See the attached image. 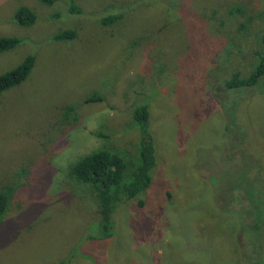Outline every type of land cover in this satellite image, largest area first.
Returning <instances> with one entry per match:
<instances>
[{
	"label": "rangeland",
	"instance_id": "rangeland-1",
	"mask_svg": "<svg viewBox=\"0 0 264 264\" xmlns=\"http://www.w3.org/2000/svg\"><path fill=\"white\" fill-rule=\"evenodd\" d=\"M21 6L37 14L32 27L15 23ZM263 11L264 0H0V37L22 39L0 54V75L36 56L28 80L0 95V190L12 195L0 264H264V91L236 97L225 84L251 73ZM68 29L75 40L54 41ZM93 92L103 100L84 104ZM66 104L81 116L65 127ZM141 104L152 184L97 238L98 197L71 168L102 148L135 157ZM240 129L252 136L241 142Z\"/></svg>",
	"mask_w": 264,
	"mask_h": 264
},
{
	"label": "trees",
	"instance_id": "trees-1",
	"mask_svg": "<svg viewBox=\"0 0 264 264\" xmlns=\"http://www.w3.org/2000/svg\"><path fill=\"white\" fill-rule=\"evenodd\" d=\"M46 6H52L57 0H40ZM77 12V9H74ZM230 14L243 15L245 10L237 7L230 11ZM120 18V14H114L103 20L102 24H112ZM264 23V11L257 17ZM255 19L250 16L248 20ZM15 23L24 28L32 27L37 21V14L26 6H21L14 13ZM260 29V28H259ZM77 32L68 29L54 35L53 39L57 43H67L75 40ZM258 39V49H254L255 61L250 74L241 76L235 73L231 78L225 79L226 87L233 91L235 96L241 95L249 89H259L264 91V25L255 34ZM22 44V39L18 36L0 37V54L12 51ZM36 65V56L28 55L18 66L0 75V95L28 80ZM84 99V104L100 102L102 97L98 92H93ZM237 103V102H236ZM80 108L76 104H66L61 110L62 126H72L80 119ZM233 119H235L233 117ZM132 124L141 133V141L135 157H128L120 150L112 148H102L89 155H85L71 168V176L85 185H90L95 191L100 206L101 235L99 238H110L113 236L114 224L112 215L122 202L129 203L137 201L140 207L144 206L141 199L150 188L153 180L152 172L157 166V155L155 139L152 136L150 126V109L147 104L137 106L132 114ZM229 125H227V129ZM242 131V132H241ZM239 140L243 142L246 137H251V133L246 129H240ZM258 130L256 131V134ZM99 136L105 137L100 132ZM132 158V159H130ZM233 159V158H232ZM11 189L0 190V223L5 218L9 210L11 200ZM257 225V226H255ZM252 225L258 227L260 223ZM256 230V229H255ZM251 258V257H250ZM58 264H64L60 262Z\"/></svg>",
	"mask_w": 264,
	"mask_h": 264
}]
</instances>
